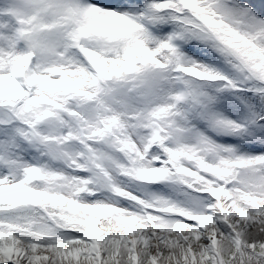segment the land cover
<instances>
[{
  "label": "snow or ice",
  "instance_id": "6c2138e0",
  "mask_svg": "<svg viewBox=\"0 0 264 264\" xmlns=\"http://www.w3.org/2000/svg\"><path fill=\"white\" fill-rule=\"evenodd\" d=\"M0 264H264V0H0Z\"/></svg>",
  "mask_w": 264,
  "mask_h": 264
}]
</instances>
